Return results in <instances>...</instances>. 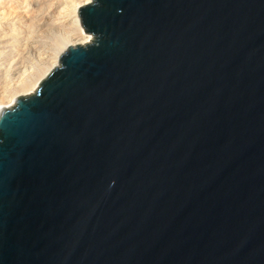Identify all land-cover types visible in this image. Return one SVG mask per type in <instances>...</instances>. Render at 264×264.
I'll list each match as a JSON object with an SVG mask.
<instances>
[{
  "label": "water",
  "instance_id": "95a60500",
  "mask_svg": "<svg viewBox=\"0 0 264 264\" xmlns=\"http://www.w3.org/2000/svg\"><path fill=\"white\" fill-rule=\"evenodd\" d=\"M0 109V264H264V0H93Z\"/></svg>",
  "mask_w": 264,
  "mask_h": 264
},
{
  "label": "bare ground",
  "instance_id": "6f19581e",
  "mask_svg": "<svg viewBox=\"0 0 264 264\" xmlns=\"http://www.w3.org/2000/svg\"><path fill=\"white\" fill-rule=\"evenodd\" d=\"M92 1L93 0H68L65 2L64 6L54 14L50 13L52 15H45L46 20H43V24H41L38 30L40 31L43 28H47L49 32L53 34L56 33V42L55 40V43L53 42L55 48L43 47L44 44H40L39 38L30 33L27 37L25 36L22 43L15 46H21L23 48V54L17 55L15 52H12L10 58L8 57L9 59L6 62L0 57V82L7 83L9 79L13 77V86L22 89V93L19 95L16 94L11 98L12 101L10 100L9 106L20 96L32 95L45 77L54 68L59 66V59L68 47L90 43L93 36L85 34L81 26L78 10L80 7L91 4ZM9 48L8 41L2 40L0 43V56H4L11 52ZM31 55H35V57L37 55L38 61L47 64V66H45L43 70H40V68L37 67L39 64H31L27 60ZM3 88L4 87H2V89ZM3 93L5 94V90L2 92L0 91V95ZM5 107L7 106H3V104L0 105V109Z\"/></svg>",
  "mask_w": 264,
  "mask_h": 264
},
{
  "label": "rangeland",
  "instance_id": "374dc122",
  "mask_svg": "<svg viewBox=\"0 0 264 264\" xmlns=\"http://www.w3.org/2000/svg\"><path fill=\"white\" fill-rule=\"evenodd\" d=\"M66 1L68 0H0V43L2 40H7L11 51L4 56H0L1 59L6 62L10 58L12 52H15L17 55L23 54V48L21 46H15L22 43L25 36L27 37L30 33L39 38L40 44H44L43 47L55 48L56 33L53 34L49 32L47 28L41 29V33L38 29H40L41 24H43V20H46L45 15L49 16L54 14L64 6ZM31 56L27 58V60L31 64H39L37 67H39L40 70H43L44 67L47 66V64L38 61L37 55L36 57L33 55L34 57L32 56V58ZM12 78L9 79L11 83L9 81L7 83L0 82V91L2 92L5 90V94L3 93L0 95V105L3 104V106L12 107L15 102L9 106L12 101L11 98L16 94L19 95L22 93V89L13 86ZM2 87L5 89H2Z\"/></svg>",
  "mask_w": 264,
  "mask_h": 264
}]
</instances>
